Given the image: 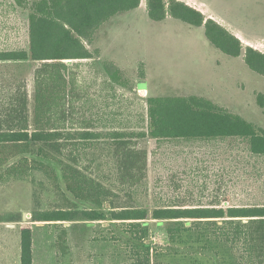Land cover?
<instances>
[{
  "label": "rangeland",
  "instance_id": "rangeland-1",
  "mask_svg": "<svg viewBox=\"0 0 264 264\" xmlns=\"http://www.w3.org/2000/svg\"><path fill=\"white\" fill-rule=\"evenodd\" d=\"M180 1L196 9L199 7L192 1L202 2L207 18L221 13L233 22L237 16L240 26L247 2ZM259 9L253 10L257 14L253 29L258 33L252 34L264 36V0L259 3ZM247 19L253 20L250 16ZM21 49L28 50V12L14 7L12 0H0V52ZM89 49L94 51L92 59L69 63L77 64L73 68L80 98L76 116L91 119L93 131H146L147 99L180 96L204 97L264 129V107L257 103L259 94L264 97V77L252 72L242 57H229L215 49L206 39L203 27H189L177 20L151 21L146 15L144 0L136 12L118 15L104 23ZM110 57L120 64L117 65L119 84L103 68L104 61H111ZM37 66L30 59L0 61V107L21 88L27 93L31 117L33 72ZM146 78L149 90L139 89ZM136 143L147 151V175L143 185L131 196L117 191L115 160L106 141H94L83 153L80 165L91 177L117 192L118 196L110 204L103 205V211L107 212L110 207L147 210V219L141 223L148 226L151 243L162 249L161 253L170 250L165 229L172 223L150 219L155 207L214 203L226 209L264 205V157L250 156L246 142L241 139H141ZM8 164L0 167V171ZM49 164L57 171L59 190L39 171L33 172L28 181L0 182V213L22 215L21 222L0 223V264L16 262L19 226L35 225L31 222L34 212L66 209L69 204L65 197L79 209H95L90 203L75 200L65 189L59 167ZM73 223H76L74 228L66 226L72 223H41L42 232L36 229L33 234L34 264L127 262L129 250L124 240V224L116 221ZM187 242L175 246L176 256L164 254L157 259V264H229L225 263L231 259L227 248L218 260L203 256L202 249L198 248L200 244L191 249Z\"/></svg>",
  "mask_w": 264,
  "mask_h": 264
},
{
  "label": "trees",
  "instance_id": "trees-1",
  "mask_svg": "<svg viewBox=\"0 0 264 264\" xmlns=\"http://www.w3.org/2000/svg\"><path fill=\"white\" fill-rule=\"evenodd\" d=\"M12 2L14 7L28 12V50L0 52V61L30 59L38 66L33 72L31 117L27 93L21 88L0 107V167L21 156L0 171V182L28 181L33 172L39 171L59 190L57 171L49 164L52 162L60 169L66 191L75 200L95 207L79 209L65 197L68 208L34 212L31 222L72 223L70 228L75 227L76 221L120 222L124 224V240L129 250L124 264H157V259L164 254L176 256L175 246L187 241L191 249L200 244L198 248L208 258L220 260L222 250L227 248L232 260L225 263L264 264V205L226 209L214 203L155 207L150 219L172 223L165 229L170 250L161 253L162 249L151 243L148 226L141 223L147 219V210L110 207L107 212L103 211V205L110 204L118 194L91 177L80 165L83 153L94 141H106L115 160L117 191L131 196L143 185L147 175V151L137 146V140L241 139L246 142L250 156L264 157V129L200 96L149 97L146 131H93L91 119L76 116L80 98L73 68L77 64L69 61L92 59L94 51L89 47L98 29L112 18L136 10L141 0ZM144 4L146 15L153 22L172 18L203 27L206 39L215 49L229 57H242L252 72L264 77V53L244 46L239 38L201 11L180 0H144ZM103 68L119 84L117 65L104 61ZM257 103L264 107L263 95H258ZM219 220H222L220 225ZM21 221L20 213H0V223ZM19 247V264H33L29 223L19 226Z\"/></svg>",
  "mask_w": 264,
  "mask_h": 264
},
{
  "label": "crops",
  "instance_id": "crops-1",
  "mask_svg": "<svg viewBox=\"0 0 264 264\" xmlns=\"http://www.w3.org/2000/svg\"><path fill=\"white\" fill-rule=\"evenodd\" d=\"M183 1H185V0H183ZM262 1H260V0L248 1L247 0L246 4L244 3V7H243L244 12L241 14L242 15V26L239 25L240 24L238 21L239 17H237V16L233 22L230 20V18L228 16H223V15H221V13L216 14V16L211 15V17L213 20H215L220 25L224 26L228 31H230L233 35H235L237 38H239L244 46H250V47L264 53V49H263L264 48V42H263L264 36H255L254 34H252L253 32L258 33V30L253 29V26L256 25V23L254 22V18H255V16H257V14H254L253 10L255 8H257L256 12H258L260 10L259 9V3H261ZM192 2H196V4L199 7V9H197V10H200L201 12H203V14H205L204 10H203L205 8V6H203L202 2H200V1H192ZM138 9H139V7L136 10H134L132 12H128L126 14H131L133 12H136ZM247 16H250L253 20H248ZM172 21H176V20H174L172 18H166L165 20H163L161 22L169 23ZM187 26L190 27V25H188V24H187ZM191 27H193V26H191ZM240 27H242V29ZM262 27H264V25ZM195 28H197V27H195ZM198 28H200V27H198ZM263 33H264V30H263ZM110 58H111V61L114 62L116 65H120L115 58H113V57H110ZM146 74H147V78H148L147 70H146ZM147 78H146L145 83H141L139 85V89L149 90ZM33 223H35V225L31 224V226H32L31 228H32V253L34 256L35 250H34L33 234L36 231V229H39L38 231L42 232L44 225L41 223H44V222H33ZM66 226H70V225L66 224ZM18 242H19V237H18ZM19 256H20V247L18 244L17 249H16V262H14V264H19ZM33 264H34V258H33Z\"/></svg>",
  "mask_w": 264,
  "mask_h": 264
}]
</instances>
